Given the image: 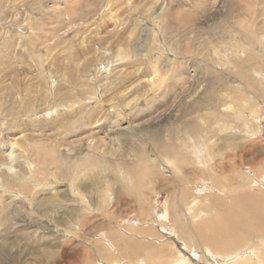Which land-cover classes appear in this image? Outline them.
I'll return each instance as SVG.
<instances>
[{
	"label": "rangeland",
	"instance_id": "obj_1",
	"mask_svg": "<svg viewBox=\"0 0 264 264\" xmlns=\"http://www.w3.org/2000/svg\"><path fill=\"white\" fill-rule=\"evenodd\" d=\"M57 6L0 0V264H264V0Z\"/></svg>",
	"mask_w": 264,
	"mask_h": 264
},
{
	"label": "bare ground",
	"instance_id": "obj_2",
	"mask_svg": "<svg viewBox=\"0 0 264 264\" xmlns=\"http://www.w3.org/2000/svg\"><path fill=\"white\" fill-rule=\"evenodd\" d=\"M62 1H65V0H62ZM73 1V0H72ZM52 2L53 3H56V6H57V4L59 5V3H61V0H50V3L52 4ZM106 2V1H105ZM66 3V2H65ZM67 6V5H66ZM58 7V6H57ZM74 9H75V7H74ZM56 10H57V8H56ZM78 10V9H77ZM161 10H163V9H161ZM76 11V10H75ZM103 12V11H102ZM52 17H54V15L52 16ZM48 18H50V17H48ZM131 21V20H130ZM190 21V20H189ZM29 21L27 20V18H26V23H28ZM83 22V21H82ZM24 24V23H23ZM45 23H43L42 24V22H40L39 24H37V25H39L38 27H41V26H43ZM75 25H76V22L74 23ZM30 26H33V25H29L28 26V28H30ZM110 26H111V24L109 23V21L108 20H106V21H104V24L103 25H101V32L102 33H100V35H101V37H103V38H105V39H107V42H111L110 40H111V36H112V31H110ZM133 27V26H132ZM27 28V30L28 31H30L29 29ZM131 28V27H130ZM224 28V27H223ZM32 29H34V28H32ZM128 29V28H127ZM136 29V28H135ZM67 30V29H66ZM103 30V31H102ZM25 32L24 33V37H26L27 39H29V40H34L35 38L33 37V36H30V35H32V34H30V32ZM133 31H136V30H133ZM27 33V34H26ZM115 33V32H114ZM113 33V34H114ZM19 34V33H18ZM21 34V33H20ZM111 34V35H110ZM133 34V32L131 33V35ZM115 35L117 36L118 35V32H116L115 33ZM114 35V36H115ZM20 36V35H19ZM122 37H123V34H121L120 36H118V40H119V42H121V40H122ZM114 39H115V37H114ZM117 44V43H116ZM242 44V43H241ZM249 44V43H248ZM247 45V44H246ZM112 46V45H111ZM104 47H108L107 45H105ZM107 50V49H106ZM21 56V59H22V57L24 56V55H20ZM103 56L104 57H107V56H109V54H108V52H106V51H104L103 52ZM5 57V56H4ZM5 59H6V57H5ZM144 62V61H143ZM123 66L122 65H120L119 67H111V68H108V66H106V68H105V73H107L105 76H104V78H106V77H110V74H112V75H115V76H117L118 78H120V79H122V77L123 76H121L120 75V73H119V71L120 70H122L123 68H122ZM138 67V66H137ZM137 70H138V68H137ZM87 76L88 77H91V78H93L94 77V81H93V83L94 82H96V81H99L100 79H99V75L98 74H96V73H94V74H92V73H88L87 74ZM86 76V74H83V78L86 80L85 82H87V80H88V77ZM159 76V75H158ZM159 77H163V76H159ZM158 78V77H157ZM76 79V78H75ZM159 79V78H158ZM77 80V79H76ZM161 80V79H160ZM243 80V79H242ZM148 81V80H147ZM71 82V81H70ZM90 83H92V82H90ZM161 84V83H160ZM76 85H78L77 83H76ZM81 85H83V84H81ZM152 86L153 87H159V86H155V83H154V80H152ZM78 87V86H77ZM72 89L73 90H75L76 89V87H75V84L73 83V85H72ZM85 89V88H84ZM87 92V91H86ZM76 94H77V92L75 93V96H76ZM86 94V93H85ZM84 93H82V95H85ZM22 117V116H21ZM17 120H19V119H17ZM90 122H88V124H89ZM13 133H18L17 131H14ZM13 133L11 134L12 135V141L10 142V140L8 141V143H9V145H10V147L11 148H13L14 146H15V144L17 143V139L19 138V137H23L22 135H19V136H16L15 137V135H13ZM19 134V133H18ZM14 137V138H13ZM100 141H102V139L100 140ZM8 143H5V142H3V138L2 139H0V146L2 147V146H4V145H6V144H8ZM159 146V145H158ZM34 147V146H33ZM20 148V150L23 152L24 150H26V148H22L21 146L19 147ZM51 149V148H50ZM195 150V149H194ZM56 151V150H55ZM193 151V150H192ZM12 150H10V151H8V152H6V153H4V155H3V157L6 155V157H7V160H6V162H2V163H0V170H2V169H5V170H7V172L10 174V178H9V180H10V182L11 183H9V184H7L8 183V181H7V179L8 178H6V177H3V176H0V190H2V189H8L7 187H11V186H18V187H20V189H22V191H25V189H28V187H27V184L21 179V175H20V173H19V171L18 172H16L14 169H13V162L15 161V162H17V163H19V160H18V158L16 157V155H13L12 154ZM39 152V151H38ZM42 155V154H41ZM136 156V155H135ZM199 156V155H198ZM244 156V155H243ZM24 157V156H23ZM168 157V156H167ZM166 157V158H167ZM210 157V156H209ZM40 158V157H39ZM150 158V157H149ZM37 159V158H36ZM150 159H152V158H150ZM165 159V158H164ZM236 160V159H235ZM56 162V161H55ZM166 162H168V161H166ZM171 162V161H170ZM224 162V161H223ZM20 164V163H19ZM26 164V163H25ZM200 164H201V162H200ZM208 164V163H207ZM211 164V163H210ZM224 164V163H223ZM27 165V164H26ZM171 165V164H170ZM209 165V164H208ZM220 165H222V164H220ZM33 166V163L32 162H28V165H27V167L29 168V169H31V167ZM203 166V165H202ZM225 166V165H224ZM86 167H88V165H85V168ZM207 167V166H206ZM221 167V166H220ZM41 169V168H40ZM221 169V168H220ZM222 169H224V168H222ZM120 170V169H119ZM31 171V170H30ZM170 171V170H169ZM198 171V170H197ZM170 173H171V171H170ZM20 175V176H19ZM165 175V174H164ZM22 178H24V176L22 177ZM7 182H6V181ZM174 182V181H173ZM149 185V184H148ZM200 186V185H199ZM158 187H160V186H158ZM209 187V186H208ZM124 189V188H123ZM127 189H129V188H127ZM71 190L72 191H74L72 188H71ZM198 190V189H197ZM139 191V190H138ZM210 191V190H209ZM137 192V191H136ZM144 192V191H143ZM216 192V191H215ZM8 193H10V197H13V198H16V197H18L19 196V193H17V192H14V191H12V192H8ZM20 193H22V192H20ZM29 193V192H28ZM197 193V192H196ZM254 193V192H253ZM65 194V193H64ZM111 194V193H110ZM123 194V193H122ZM131 194V193H130ZM133 194V193H132ZM215 194V193H214ZM2 195V194H1ZM68 195V194H67ZM73 195V194H72ZM177 195V194H176ZM82 196V195H81ZM136 196H137V194H136ZM135 196V197H136ZM178 196V195H177ZM176 196V197H177ZM21 197V196H20ZM66 197V196H65ZM78 198V197H77ZM138 198H140L141 200H143V197L141 196V197H138ZM249 198V197H248ZM103 199V198H102ZM259 199V198H258ZM2 200V199H1ZM82 200V199H81ZM138 199H133L132 198V200H130L128 203L129 204H132V203H134L135 204V202L137 201ZM251 201V200H250ZM106 202H108V201H106ZM105 202V203H106ZM146 202V201H145ZM253 202V201H252ZM87 203V202H86ZM147 203V202H146ZM85 204V203H84ZM88 204V203H87ZM87 204H85V205H87ZM154 204H156V207H155V211H157L156 212V214H158L157 216H160V212H158L159 210H162V208L164 209L163 211H161V212H164V214L165 213H167V210L169 209H167L166 210V208L164 207V205L163 204H161V206H160V203L157 201V203H154ZM253 204V203H252ZM105 206V205H104ZM134 206V205H133ZM263 206V205H262ZM86 207H88V208H90L88 205L86 206ZM85 207V208H86ZM124 207H126V206H124ZM154 207V206H153ZM106 208V207H105ZM104 208V209H105ZM129 208V207H128ZM103 209V210H104ZM76 210V209H75ZM89 210V209H88ZM90 210H91V208H90ZM90 210H89V212H90ZM153 211V210H152ZM151 211V212H152ZM175 212H177V211H175ZM96 215V214H95ZM163 215V214H162ZM133 216V215H132ZM175 216V215H174ZM232 216V215H231ZM104 217V216H103ZM145 217V216H144ZM172 217V216H171ZM224 216H222L221 218H223ZM259 217H261V216H259ZM164 218V217H163ZM224 218H228V216L227 217H224ZM147 219V218H146ZM168 219V220H167ZM166 220L167 221H169V218H167ZM98 220V219H97ZM171 220V219H170ZM176 221H179L178 219H177V217H176V219H175ZM131 221H134V219H131ZM130 221V222H131ZM188 221V220H187ZM223 221V220H222ZM225 221V220H224ZM223 221V222H224ZM127 223H128V221H126ZM136 222V221H135ZM100 223V222H99ZM126 223V224H127ZM170 223H172V222H170ZM252 223V222H251ZM125 224V223H124ZM134 223H132V224H130V225H133ZM215 224V223H214ZM252 224H254V223H252ZM255 224H256V222H255ZM99 225V224H98ZM170 225V224H169ZM175 225V224H174ZM242 225V224H241ZM135 226V225H134ZM157 226V225H156ZM155 226V227H156ZM244 226V225H243ZM246 226H248V225H246ZM166 227V226H165ZM255 227V226H254ZM198 228V227H197ZM244 228V227H243ZM250 228H252V227H250L249 226V230H250ZM219 229V228H218ZM220 230V229H219ZM230 230V229H229ZM252 230H254V229H252ZM255 231V230H254ZM130 232H132V231H130ZM138 232V231H137ZM199 232V231H198ZM218 234V233H217ZM221 234V233H220ZM131 235V234H130ZM166 235V234H165ZM203 235V234H202ZM250 235V234H249ZM104 237V236H103ZM98 238V237H97ZM141 238V237H140ZM228 238V237H227ZM241 239V238H240ZM245 239V238H244ZM105 240V239H104ZM148 240V239H147ZM199 240V239H198ZM221 240V239H220ZM234 240H236L235 238H234ZM123 241H125V240H123ZM201 241V240H200ZM232 241V240H231ZM238 241V240H237ZM236 241V242H237ZM157 242V241H156ZM203 242V241H202ZM109 243V242H108ZM220 243V242H219ZM112 244V243H111ZM209 244V243H208ZM226 244V243H225ZM241 244V243H240ZM113 245V244H112ZM125 245H127L128 246V244H126L125 243ZM131 245V244H130ZM242 245V244H241ZM115 247V246H114ZM113 247V248H114ZM123 247V246H122ZM188 247V246H187ZM229 247V246H228ZM117 248V247H116ZM199 248V247H198ZM236 248V247H235ZM122 249V248H121ZM125 249V248H124ZM128 249H130V248H128ZM161 249V248H160ZM210 249V248H209ZM246 249V248H245ZM244 249V250H245ZM132 251H133V249H132ZM159 251V250H158ZM162 251V250H161ZM262 251H264V250H262ZM246 252V251H245ZM181 253V252H180ZM179 253V254H180ZM238 253V252H237ZM237 253H235L234 255H232V256H235ZM251 254H254V251H252V253ZM182 255V254H181ZM239 257V256H238ZM255 257V256H254ZM230 258H231V256H230ZM256 258V257H255ZM232 260V259H231ZM245 260V259H244ZM237 261H239V260H237ZM261 261V260H260ZM239 262H243L244 263V261H239ZM238 262V263H239ZM241 264V263H240Z\"/></svg>",
	"mask_w": 264,
	"mask_h": 264
}]
</instances>
